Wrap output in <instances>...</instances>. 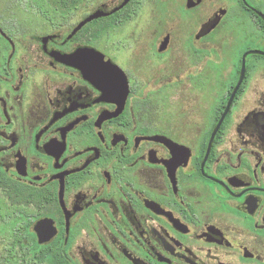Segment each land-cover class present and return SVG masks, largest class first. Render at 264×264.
Listing matches in <instances>:
<instances>
[{
  "label": "flooded vegetation",
  "instance_id": "af4514ba",
  "mask_svg": "<svg viewBox=\"0 0 264 264\" xmlns=\"http://www.w3.org/2000/svg\"><path fill=\"white\" fill-rule=\"evenodd\" d=\"M0 264H264V0H0Z\"/></svg>",
  "mask_w": 264,
  "mask_h": 264
},
{
  "label": "water",
  "instance_id": "95a60500",
  "mask_svg": "<svg viewBox=\"0 0 264 264\" xmlns=\"http://www.w3.org/2000/svg\"><path fill=\"white\" fill-rule=\"evenodd\" d=\"M95 17V16H93ZM92 19L89 18V20ZM87 21L85 20L84 22H82L81 25H79L77 27V30L80 29ZM80 57H84V58H87V59H97L98 61V70L95 72V71H92V75L94 78L98 77H106V76H113V75H117V74H121V70L119 69L118 66L114 65L108 57H106L104 54H102L101 52L97 51V50H94V49H83L82 51H79L77 54H74L72 56H69V57H64L63 59L68 62L69 64H72V65H77L76 64V61L80 58ZM245 67V59H244V62H243V68ZM86 70L88 71V76H90V72L91 70L86 68ZM119 72V73H118ZM241 80H242V76H241ZM240 80V81H241ZM98 82V81H97ZM108 83H110L109 81H106L105 85H107ZM233 98V96H232ZM232 98L228 104V107H227V110L229 109V106L231 104V101H232ZM226 110V111H227Z\"/></svg>",
  "mask_w": 264,
  "mask_h": 264
},
{
  "label": "rangeland",
  "instance_id": "374dc122",
  "mask_svg": "<svg viewBox=\"0 0 264 264\" xmlns=\"http://www.w3.org/2000/svg\"><path fill=\"white\" fill-rule=\"evenodd\" d=\"M5 205V204H4ZM4 207V210H6V211H9V210H11V208H10V206H9V204H6L5 206H3ZM3 209V208H2Z\"/></svg>",
  "mask_w": 264,
  "mask_h": 264
}]
</instances>
